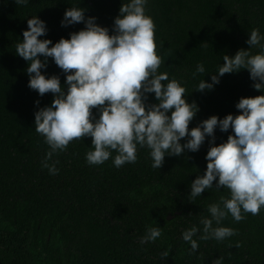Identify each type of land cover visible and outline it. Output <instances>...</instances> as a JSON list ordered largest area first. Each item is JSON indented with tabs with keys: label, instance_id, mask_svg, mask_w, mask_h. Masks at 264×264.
Wrapping results in <instances>:
<instances>
[{
	"label": "trees",
	"instance_id": "1",
	"mask_svg": "<svg viewBox=\"0 0 264 264\" xmlns=\"http://www.w3.org/2000/svg\"><path fill=\"white\" fill-rule=\"evenodd\" d=\"M130 0H0V260L3 264H264V207L258 215L244 213L237 222L228 214L219 225L235 230L223 241L200 240L193 252L182 233L192 226L201 229L200 219L209 217L208 206L230 198L228 189H206L190 200V185L206 171L205 156L211 137L199 151L187 149L180 156L165 155L160 169L152 167L150 149L137 146L135 163L115 167L117 153L100 165H90L86 154L93 150L91 137L70 142L48 161H56L58 174L42 167L50 150L35 131L34 114L50 106L53 94L40 96L28 87V61L19 57L27 20L37 16L47 32L39 39L53 44L84 23L62 27L70 7L85 9V18L112 33L122 3ZM145 14L155 24L157 54L162 58L159 73L177 80L186 89L185 99L199 108L189 129L216 115H238L242 97L264 95L254 89L247 69L225 74L211 90L196 91L200 81L211 83L223 65V56L248 50L246 41L259 29L264 45V0H146ZM207 45L206 47L204 45ZM52 45H50L51 47ZM251 54L262 51L255 46ZM42 61L44 57H39ZM203 64L204 73H196ZM46 77L59 76L67 91L66 74L47 58ZM194 73H196L194 75ZM165 81L163 83H167ZM146 104L157 103L154 93ZM39 101V104H36ZM98 118L99 112L93 109ZM171 115V112L168 113ZM230 128L215 130V144L226 142ZM186 137L180 141L187 142ZM149 228H159L155 241L141 243ZM167 251L168 257L161 259Z\"/></svg>",
	"mask_w": 264,
	"mask_h": 264
},
{
	"label": "clouds",
	"instance_id": "2",
	"mask_svg": "<svg viewBox=\"0 0 264 264\" xmlns=\"http://www.w3.org/2000/svg\"><path fill=\"white\" fill-rule=\"evenodd\" d=\"M15 3L26 5L28 0ZM145 4L146 0L122 3L114 19L113 34L98 25L95 17L85 18V9L70 7L61 26L84 23L85 27L55 44L50 39H39L46 35L47 28L43 20L34 16L27 20V30L22 33V42L16 44L15 53L29 62L28 87L41 97L48 93L54 97L50 106L34 114L35 131L50 148L42 167L51 175L58 174V161L48 163L53 155L85 137H91L93 147L86 154L90 165L103 164L113 151L117 153L115 167L135 163L139 145L151 150L152 167L156 169L163 166L166 154L180 156L186 149L197 152L206 137L212 138L205 156L206 171L191 183L189 197L194 200L201 196L213 188L215 181V188L228 189L230 198L222 196L219 203L208 206L210 218L200 219L202 232L194 225L182 233V239L195 252L199 247L194 239L197 235L200 240L223 241L236 234L229 227H214V222L219 225L228 214L239 222L244 219L242 211L258 215L264 207V95L242 97L236 104L238 115L228 114L223 119L213 115L189 129L199 108L195 102H187L185 87L175 79L169 80L167 73L158 72L162 58L157 54L155 24L145 14ZM261 39L259 29L251 30L246 41L249 49L259 45L262 51L253 55L249 49H241L234 56L224 55V63L212 75V82L200 81L196 91L211 90L220 77L240 69L249 71L255 90H264ZM49 57L66 74V92L59 76L42 74ZM204 72L203 64H199L196 73ZM150 93H154L157 103L146 104ZM93 109L98 110V118ZM217 127L221 132L230 128L233 132L219 145L215 144ZM186 137L190 138L181 144ZM160 235L159 228H149L140 242L155 241ZM160 255L165 259L169 253ZM222 260L220 257L213 264H221Z\"/></svg>",
	"mask_w": 264,
	"mask_h": 264
},
{
	"label": "water",
	"instance_id": "3",
	"mask_svg": "<svg viewBox=\"0 0 264 264\" xmlns=\"http://www.w3.org/2000/svg\"><path fill=\"white\" fill-rule=\"evenodd\" d=\"M0 264H3L1 260H0Z\"/></svg>",
	"mask_w": 264,
	"mask_h": 264
}]
</instances>
